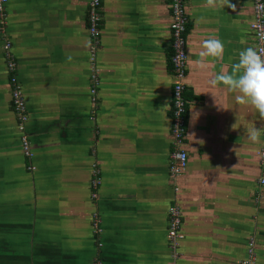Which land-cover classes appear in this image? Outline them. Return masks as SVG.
Instances as JSON below:
<instances>
[{
	"label": "crops",
	"instance_id": "obj_1",
	"mask_svg": "<svg viewBox=\"0 0 264 264\" xmlns=\"http://www.w3.org/2000/svg\"><path fill=\"white\" fill-rule=\"evenodd\" d=\"M90 3L9 0L0 17V264H242L251 238L264 264V119L227 87L208 85L240 50L255 48L253 0H187L188 167L177 181L172 0H102L96 102ZM209 37L223 41L224 57L202 69ZM5 42L27 102L32 161L23 155ZM245 128L260 129V142ZM176 205L185 239L174 262L167 232Z\"/></svg>",
	"mask_w": 264,
	"mask_h": 264
},
{
	"label": "built area",
	"instance_id": "obj_2",
	"mask_svg": "<svg viewBox=\"0 0 264 264\" xmlns=\"http://www.w3.org/2000/svg\"><path fill=\"white\" fill-rule=\"evenodd\" d=\"M9 0H0V17L5 18V13ZM102 0H91L89 8V34L93 41L90 48V64L92 66V80L93 88L91 94L93 101L96 102L97 91L100 83L99 67H98V50L101 43V29L103 24V12L101 9ZM254 6V21L251 24V29L255 35V49L260 54L264 55V0H253ZM173 11V57L172 64L175 71V84H174V116H173V136H174V152L171 156L170 162V175L173 180L177 181L188 167V154L184 150V140L186 136V121H187V108L188 101L186 98V79L188 71V27L189 18L187 13V0H172ZM4 24V23H3ZM1 36H5L4 30H0ZM12 44L5 42L4 56L6 59V67L10 74V86L12 93L13 105L17 116V128L21 135V146L23 154L30 161L34 159L32 150V142L28 133V123L30 120L29 111L27 107L26 98L24 95L23 87L17 75V63L11 53ZM264 161V149L259 153ZM29 171H34L35 168L31 164L28 168ZM92 180V200L94 202L99 200V189L102 186L101 171L97 165L93 166ZM260 185L264 186V178L260 180ZM180 188L176 186L175 192H179ZM182 211L180 206L176 205L170 209L169 212V228L167 238L170 243V250L172 259L177 262L180 258L181 243L185 239L182 232ZM93 231L98 238L104 233L102 228V218L96 211L92 218ZM102 243L98 246L101 248ZM258 243L255 238H251L247 246V258L242 264H259L258 256ZM99 264V263H95Z\"/></svg>",
	"mask_w": 264,
	"mask_h": 264
},
{
	"label": "clouds",
	"instance_id": "obj_3",
	"mask_svg": "<svg viewBox=\"0 0 264 264\" xmlns=\"http://www.w3.org/2000/svg\"><path fill=\"white\" fill-rule=\"evenodd\" d=\"M202 49L198 60L202 69H207L208 58H213L217 62L223 60L224 44L222 40L215 37L204 39ZM208 85L213 88L218 85L227 87L230 92L234 93L237 103L250 106L260 118L264 119V55L254 47L240 50L238 59L232 63L230 70L226 72L221 67L208 81ZM245 132L250 141L260 142V129L245 128Z\"/></svg>",
	"mask_w": 264,
	"mask_h": 264
},
{
	"label": "trees",
	"instance_id": "obj_4",
	"mask_svg": "<svg viewBox=\"0 0 264 264\" xmlns=\"http://www.w3.org/2000/svg\"><path fill=\"white\" fill-rule=\"evenodd\" d=\"M21 137V136H20ZM24 155V154H23ZM35 155V154H34ZM25 157V156H24ZM26 158V157H25ZM26 159H28V158H26ZM29 160V159H28ZM30 161V160H29Z\"/></svg>",
	"mask_w": 264,
	"mask_h": 264
}]
</instances>
